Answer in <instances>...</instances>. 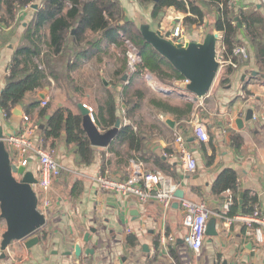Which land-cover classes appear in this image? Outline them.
<instances>
[{"label": "trees", "instance_id": "1", "mask_svg": "<svg viewBox=\"0 0 264 264\" xmlns=\"http://www.w3.org/2000/svg\"><path fill=\"white\" fill-rule=\"evenodd\" d=\"M133 1L137 7L149 11L148 18L158 28L170 9L184 14L188 26L200 25L206 19L201 5L207 4L216 12L212 24L223 34L224 57L228 59L234 48L246 45L238 40V32L243 28L256 52L258 67L264 69V16L256 8L236 11L232 0ZM33 4L39 5L37 11L31 9ZM21 12H24L23 17H20ZM14 38L16 44L8 67L10 75L0 94V110L6 120L13 118L14 110L27 100L28 95L47 87L59 90L67 88L69 94L75 95L72 102L75 110L69 106L53 109V98L47 106L42 107L43 99H37L28 104L25 114L32 118L38 113V134L44 144L57 151L59 142L64 140L67 147H74L79 165L91 166L97 152L83 128V115L79 109L82 100L90 98L87 91L91 88L97 95L93 103V119L101 132L115 127L120 104L123 106V117L128 121L102 154L101 172L105 174L113 166L114 158V172L123 171V175L119 176L122 180L130 173L132 161L142 163L145 167L152 164L166 174L173 175L167 161L151 153L149 147L156 135L167 139L162 128L166 132L171 130L167 124H146L143 109L147 91L137 84L151 74L163 85L180 89L179 82L183 78L145 42L135 18L128 17L122 0H0V48H6ZM128 42L140 56V62L131 75L127 74ZM106 59L113 60V65L107 63ZM249 60L236 59L237 68ZM88 62L98 65L95 74L98 88H94L96 84L91 85L85 76ZM237 68L225 69L222 85L230 83ZM103 79H106L108 86ZM165 99L152 98L150 106L156 112L171 115L176 122L191 118L194 104L186 103L179 107L172 105L169 97ZM41 124L43 129L40 128ZM173 136H176L174 131ZM233 145L239 151L243 138L234 137ZM108 154L113 156L112 159L108 158ZM238 182L237 173L227 169L218 176L212 187V193L217 197L232 193L233 203L227 214L229 218L250 215L259 206L257 196H251L249 192L244 193L243 203H240L243 191ZM82 192L83 185L77 181L70 196L77 199ZM127 243L135 248L138 239L130 235ZM172 255L175 256L174 251Z\"/></svg>", "mask_w": 264, "mask_h": 264}, {"label": "crops", "instance_id": "2", "mask_svg": "<svg viewBox=\"0 0 264 264\" xmlns=\"http://www.w3.org/2000/svg\"><path fill=\"white\" fill-rule=\"evenodd\" d=\"M130 2L132 0H122L128 17L134 18V12L140 10ZM232 3L236 11L256 8L264 16L263 0H232ZM167 13V16L181 15L175 9H170ZM23 16L24 12H21L20 17ZM238 40L250 46V60L241 63L230 83L222 85L223 73L218 75L210 95L204 101L197 102L193 95L181 89L169 91L162 98L166 100V96L169 97L170 103L179 107L186 103L194 104L192 115L199 114L207 124L210 137L208 142H202L194 134L190 124L192 115L188 121L176 122L171 115L156 112L150 106L158 124H166L167 120L175 123L173 129L169 127L172 132H166V129L162 128L167 139L156 135L149 146L150 152L162 156L172 167L173 175H167L184 191L183 200L208 204L213 212L212 217L218 218V237H205L200 253L196 254L186 244L188 229L184 225L185 211L182 208V200H175L179 203V208H174V202L170 209H164L155 198L142 204L134 197L124 198L116 193L102 191L94 183V178L101 173L100 155L107 149L95 148V162L91 166L77 168L83 178V192L80 197L66 202L55 190V185L61 178L56 181L48 197H55L58 202L46 210V225L35 234L40 242L31 249L26 247V241L15 242L3 255L0 236V264H264V245L249 239L246 236L247 229L241 222L234 221L228 225L221 219L232 193L227 192L221 197L212 193L218 176L224 170H234L243 194L249 192L251 196H257L258 207L264 212V69L258 67L256 52L246 37L245 29L242 28L238 32ZM15 44L14 38L6 48H0V94L6 86L9 76L7 71L13 55V49L9 46L13 45L14 48ZM92 63L97 69L98 65ZM92 63L88 62L86 65ZM254 72L257 74L254 75ZM58 91L60 90L47 87L43 91L30 94L17 109L22 115H26L29 103L37 99L42 100L43 95L45 98L53 97ZM120 107L118 118L123 121V106L120 104ZM250 109L255 112L254 120L247 122L245 118ZM31 119L38 124V113ZM238 119L244 121L242 129L236 124ZM22 122V116L15 115L6 120L0 110V127L5 135L20 131ZM173 131L183 134L187 138L189 148L195 153L198 161V170L195 173L185 172L182 160L175 151L177 145ZM36 135L39 136L38 133ZM236 136L243 138L239 151H236L233 145V138ZM61 142V148H66L64 140ZM107 156L111 159L113 157L110 154ZM112 160V167H115L114 158ZM146 169L162 171L152 164H147ZM27 170L38 177L40 166L34 160ZM129 174L123 180L127 179ZM115 175V178L122 180L119 171L115 172ZM216 210H219V216L216 215ZM101 221L105 231L97 227ZM92 228H96L97 233L91 235L89 244H84L83 238ZM130 235L138 239L135 248L127 243V237ZM169 236L175 237L176 241H169ZM16 243L19 244L16 246ZM76 244L82 245L83 249H95V254L89 257L84 255L81 260H76Z\"/></svg>", "mask_w": 264, "mask_h": 264}, {"label": "water", "instance_id": "3", "mask_svg": "<svg viewBox=\"0 0 264 264\" xmlns=\"http://www.w3.org/2000/svg\"><path fill=\"white\" fill-rule=\"evenodd\" d=\"M31 9L37 11L38 4H33ZM134 18L136 26L147 42L162 58H164L187 83H180V89L195 97L197 102L204 101L211 93L219 74L220 63L218 61V48L223 40L222 34L216 29L214 24L207 26L203 38L197 34L192 35L185 43H177L171 39V31L164 33L157 28L152 21L142 12L135 11ZM26 26V24H24ZM13 49V45L9 46ZM254 75L257 73L254 72ZM125 79V78H124ZM106 86L108 83L105 79ZM42 99L45 95L41 96ZM79 109L83 115V128L94 148L108 149L119 134L122 127V120L118 119L113 129L101 132L91 117L90 109L81 104ZM254 110L247 112L245 121L254 120ZM15 116H22L19 109H15ZM48 119L50 117H47ZM166 124L170 128L175 127V123L167 120ZM237 126L242 129L243 119L236 121ZM43 125L40 126L43 129ZM10 134L5 135L0 127V219L6 223V231L2 235L1 252L5 255L6 251L15 242L26 241V247L31 249L40 242L37 234L46 225L47 218L39 210V198L34 190L38 185V179L34 173L25 167H19L13 163L5 139ZM184 191L178 189L175 193L176 199H184ZM244 194H241L240 203H243ZM174 208H179V203H174ZM134 212L132 213V215ZM216 215H220L216 210ZM218 218L211 217L207 224L206 237H218L217 231ZM97 233L96 228H92L83 238L84 244H89L91 235ZM184 243V241L182 242ZM145 249L148 251L149 249ZM95 249L76 244L74 257L81 260L93 256Z\"/></svg>", "mask_w": 264, "mask_h": 264}, {"label": "built area", "instance_id": "4", "mask_svg": "<svg viewBox=\"0 0 264 264\" xmlns=\"http://www.w3.org/2000/svg\"><path fill=\"white\" fill-rule=\"evenodd\" d=\"M233 4V3H232ZM264 9V0H263ZM185 17L182 15L170 14L167 18L168 25L163 23L159 29L164 33L171 31V39L177 43H185L192 34L190 26L185 23ZM192 28L196 29L197 25ZM203 32V29L201 28ZM198 36L201 38L200 34ZM223 36V35H222ZM128 75L135 71L136 65L140 62V56L137 49L128 42ZM225 48L222 41L218 48V61L220 63L219 74L225 72L228 67L237 68L236 59L249 60L250 46L244 45L234 48L231 56L226 59ZM10 75V70L7 71ZM181 83H187L182 80ZM49 98H44L42 107L47 106ZM91 117L93 118V109H90ZM162 119L164 117L162 116ZM165 120V119H164ZM22 128L20 131L10 134L5 139V143L9 150L11 159L14 164L19 167L29 168L32 161H37L40 166L38 185L39 189L44 194L42 205L49 209L52 207L51 200L48 197L54 184L58 181L63 172L66 170L64 165L59 161L57 153L54 149L44 144L38 133V124L27 115H22ZM128 121L123 119L122 124H127ZM193 127L194 134L202 142H208L210 137L207 130V124L202 120L199 114L194 113L190 121ZM177 152L182 160L183 168L187 174L195 173L198 170V161L195 153L189 148L187 138L179 133L175 136ZM94 183L102 191L116 193L124 198L134 197L142 204H146L152 198L164 208L170 209L176 200L175 193L179 189V185L167 174L162 171H149L145 165L138 162H133L130 176L125 180H119L115 177H110L108 174H98L94 178ZM233 203V197L228 202L227 210L221 214V219L231 225L234 221L241 222L247 229L246 236L252 241L264 245V212L255 207V210L250 215H237L233 218L227 217L230 205ZM182 208L185 211L184 225L188 229L186 244L194 253L199 254L206 237L207 224L212 217L213 212L206 202L195 203L187 200H182ZM169 241L175 242L173 236L168 237Z\"/></svg>", "mask_w": 264, "mask_h": 264}, {"label": "rangeland", "instance_id": "5", "mask_svg": "<svg viewBox=\"0 0 264 264\" xmlns=\"http://www.w3.org/2000/svg\"><path fill=\"white\" fill-rule=\"evenodd\" d=\"M130 3H131V5L135 4V2L133 0ZM135 5H134V8H136ZM201 6H202L203 10L206 13V19H205V21L202 24L197 25L196 29L191 27L190 28V33L192 35L200 34L201 38H203L207 26L212 24L214 22V20H215L216 12L214 11V8L208 6L207 4L201 5ZM137 9L140 10V12L145 13V15L150 18V14H149L148 10H146L144 8L141 9L139 7ZM167 15H168V13L166 12L165 17L163 18L162 24L166 23V25H168V21H167L168 16ZM181 15L185 16L184 14H181ZM201 28L203 29V32L201 31ZM106 62L111 64V65H113V60L106 59ZM96 71H97V69H96V67L94 66L93 63L88 65V66L86 65V67H85V76L87 78H89V81H90L89 83L91 85H93V84L95 85L96 84L94 88H98L97 87V83H96L97 79H96V76H95ZM137 86H141L147 91V99H146V102H145V105H144V109H143V116L145 117L146 124H149V125L150 124H154V123L158 124L156 115H155V113L153 112V110L150 107V104H149L150 100L152 98H163V96H165V95H163V93L165 94V93H168L169 91H171V92L177 91V89L170 88V87H167V86L163 85L162 83H160L151 74L146 75L144 80L141 81L139 84H137ZM87 93L90 95L89 96L90 98L88 100L87 99L82 100L83 101V105L87 106L89 109H93L95 107V105L93 103L96 100L97 95L93 92V90L91 88L88 89ZM51 98H53L52 99L53 100V103H52L53 104V109L55 107L63 106V105L64 106H69L73 110L76 109V107L73 105L74 103H72L73 99H75V95H74V93H70L69 94L67 88L60 89V91L54 93L53 97L51 96L49 98V100H51ZM176 98H178V97H176ZM120 101L121 100L119 99V102ZM119 108H121L120 105H119ZM36 124H37V122H36ZM165 136L167 138V135H165ZM61 143L62 142H60L58 144V146L56 148V150H57L56 153H57L59 161H62L61 163L65 166L66 170L63 172V175H62L59 183L57 185H55V190L67 202V201H71L72 200V197L70 195H71V192L73 190V187H74L75 183L77 181H79V180H80V182H82L83 178L80 175L79 171L77 170V168H80L81 165H79L78 162H77L74 147L61 148V145H62ZM47 146H49V145H47ZM100 157H101V155H100ZM114 170H115V167H110V168H108V170H107V172L105 174H108L110 177H116ZM119 173L121 175H123V171L119 170ZM102 174H104V173H102ZM34 190L37 193L38 198H40L39 199V201H40L39 210L42 213L45 214L47 212L46 211L47 209L42 205V199L44 197V194L42 193V191L37 186L34 187ZM49 199H51V201H52L51 202L52 206L56 205L57 202H58L55 197L51 198V196H49ZM97 225H98L97 227L99 229H103L105 231V228H103L104 226H103V222L102 221L100 223L98 222ZM5 231H6V223L0 219V236H2ZM18 244L19 243H16V246ZM190 258L191 257H189V259Z\"/></svg>", "mask_w": 264, "mask_h": 264}]
</instances>
